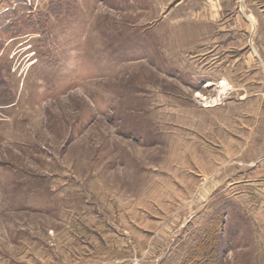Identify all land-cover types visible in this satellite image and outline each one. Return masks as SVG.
<instances>
[{
	"label": "rangeland",
	"instance_id": "1",
	"mask_svg": "<svg viewBox=\"0 0 264 264\" xmlns=\"http://www.w3.org/2000/svg\"><path fill=\"white\" fill-rule=\"evenodd\" d=\"M0 67V264H264V0H0Z\"/></svg>",
	"mask_w": 264,
	"mask_h": 264
},
{
	"label": "trees",
	"instance_id": "2",
	"mask_svg": "<svg viewBox=\"0 0 264 264\" xmlns=\"http://www.w3.org/2000/svg\"><path fill=\"white\" fill-rule=\"evenodd\" d=\"M5 82V80H3V75H2V69H1V67H0V87H1V85L3 84ZM224 225H225V222H223L222 220L221 221H219V222H217L215 225L213 224L212 225V228H211V231H208V232H206V233H204V237L203 238H205V241H204V243H203V245H202V247H201V249H200V252L204 249V248H208L209 247V243L210 242H212L211 240H212V234L214 233V232H216V235H215V237H217L218 236V233L220 234V233H223L222 231H223V227H224ZM223 226V227H222ZM221 235V234H220ZM220 239H222L221 238V236H218ZM216 238H213V240H215ZM205 250V249H204ZM199 252V254H198V256L197 257H200L201 259L199 260V261H201V260H203V262H202V264H207V261L206 260H204L205 259V257L207 256V255H203V254H201Z\"/></svg>",
	"mask_w": 264,
	"mask_h": 264
},
{
	"label": "crops",
	"instance_id": "3",
	"mask_svg": "<svg viewBox=\"0 0 264 264\" xmlns=\"http://www.w3.org/2000/svg\"><path fill=\"white\" fill-rule=\"evenodd\" d=\"M262 167H264V164H262ZM258 183V182H257Z\"/></svg>",
	"mask_w": 264,
	"mask_h": 264
}]
</instances>
